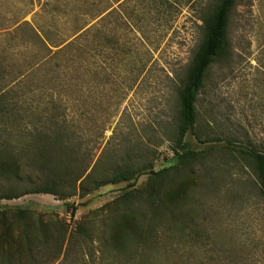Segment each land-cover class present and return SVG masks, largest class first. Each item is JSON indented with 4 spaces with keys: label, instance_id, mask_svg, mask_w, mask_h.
Here are the masks:
<instances>
[{
    "label": "rangeland",
    "instance_id": "obj_1",
    "mask_svg": "<svg viewBox=\"0 0 264 264\" xmlns=\"http://www.w3.org/2000/svg\"><path fill=\"white\" fill-rule=\"evenodd\" d=\"M215 2L158 8V0H0V58L8 71L3 84L11 86L47 55L45 44L56 49L52 45L72 39L107 7L112 40L107 43V151L148 146L154 150L153 169L159 170L177 160L169 138L177 89L201 39L200 12ZM230 46L228 59L211 64L197 97L194 130L185 136L195 148H218L190 172L195 177L186 207L188 228L179 231L171 222L162 241L135 237L124 245L112 231L120 196L145 186L149 173L133 187L109 183L65 200L48 193L1 198L0 212L27 209L48 232V244L35 251L39 264H264V197L250 167L225 149L240 144L264 150V0H237ZM41 76L33 82L22 79L29 87L41 86L47 78ZM57 91L51 96L62 98L60 110L74 123L85 92ZM3 128L10 124L0 121L5 137ZM85 138L93 150L105 143L100 137ZM28 184L24 175L0 176V192Z\"/></svg>",
    "mask_w": 264,
    "mask_h": 264
},
{
    "label": "trees",
    "instance_id": "obj_2",
    "mask_svg": "<svg viewBox=\"0 0 264 264\" xmlns=\"http://www.w3.org/2000/svg\"><path fill=\"white\" fill-rule=\"evenodd\" d=\"M190 1L158 0V8ZM236 5L237 0H216L200 12L201 39L177 89L176 120L169 130L177 160L159 170L153 169L154 150L148 146L135 150V144L124 153L118 147L107 151V43L112 42L107 35V7L93 14L91 18L96 20L90 24L88 19L72 39L52 45L56 49L45 44L47 55L16 76L11 86L3 84L8 71L0 58V121L10 124V129L3 128L5 137L0 133V176L22 179L24 175L29 181L27 186L1 191L0 199L48 193L65 200L109 183L127 182L133 187L140 175L149 173L145 186L120 196L122 207L111 218L112 231L121 236L123 245L135 237L148 240L153 236L156 242L162 241L171 222L184 232L195 177L190 172L218 149L195 148L185 136L194 130L197 97L211 64L231 55L230 26ZM32 32L46 43L35 30ZM42 74L47 78L41 86L29 87L23 82L24 77L33 82ZM55 89L60 94L71 89L85 92L84 107L74 123L60 110L62 98L51 96ZM86 135L100 137L105 143L94 150L88 148ZM225 149L227 155L250 167L264 197V150L240 144ZM0 224V264H39L35 251L46 246L50 238L43 224L30 219L23 208L9 215L0 212Z\"/></svg>",
    "mask_w": 264,
    "mask_h": 264
}]
</instances>
